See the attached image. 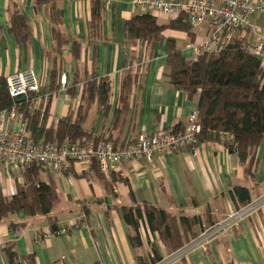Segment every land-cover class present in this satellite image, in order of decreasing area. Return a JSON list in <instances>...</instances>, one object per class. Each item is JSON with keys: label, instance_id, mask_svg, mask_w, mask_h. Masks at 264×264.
<instances>
[{"label": "crops", "instance_id": "0c3cea01", "mask_svg": "<svg viewBox=\"0 0 264 264\" xmlns=\"http://www.w3.org/2000/svg\"><path fill=\"white\" fill-rule=\"evenodd\" d=\"M15 5L28 20L30 37L26 46L17 43L8 32L9 16ZM56 7L63 14L62 30L66 38L81 46L80 60L75 66L69 46L63 50L62 59L53 56L44 8L35 10L33 0H0V75L6 78L31 69L45 81L48 93L53 69L67 75L65 87H59L50 99L48 126L55 127L69 113L73 117L76 114L79 94L71 99L65 92L76 79L72 70L77 80L90 79L95 73L109 81L108 107L100 108L94 103L87 113L84 128L92 136H110L124 145L139 133L152 134L187 125L189 114L196 111L198 96L188 98L164 76V46L167 39L176 44L177 37L171 34L174 31L165 30L156 43L128 42L125 22L143 13L131 5V0H111L109 6H104L99 33L94 35L90 34V0H60ZM130 62L138 67H133L135 84L123 123L111 128L120 80ZM254 156L256 162L249 175L236 155L219 141L153 155L151 161L141 158L123 162L109 176L95 175L90 167L80 164L73 166L71 175L44 173L42 178L57 195L50 215L56 230H65V234L45 237L51 232L45 216L19 214L0 220V264H27L26 259L30 264H139L137 256L150 259L154 251L161 259L167 258L177 251L168 254L145 222L139 227L141 246L132 249L121 208L148 203L175 217H196L199 222L192 234L198 236L237 210L231 194L234 187L246 188L251 201L264 194L263 146L257 148ZM0 173L4 185L0 189L3 196L10 198L15 193V184L21 182L20 177L12 183L1 166ZM12 224L20 227L11 228ZM7 249L14 251V263L9 260ZM173 264H264V211L254 213L204 247L186 251Z\"/></svg>", "mask_w": 264, "mask_h": 264}, {"label": "trees", "instance_id": "16d2710c", "mask_svg": "<svg viewBox=\"0 0 264 264\" xmlns=\"http://www.w3.org/2000/svg\"><path fill=\"white\" fill-rule=\"evenodd\" d=\"M58 1L60 0H33V8H44L47 13L55 59H62L63 50L69 46L68 52L75 66L80 60L81 46L79 42H69L66 38L62 30L63 14L56 7ZM105 2L106 0H90L91 35L99 33ZM8 25V32L15 41L26 46L30 37L28 20L17 5L9 16ZM165 30L181 33L191 43L195 41L193 27L185 16L163 24L159 23L156 17L142 13L132 16L124 24L126 39L130 43H156ZM164 54V76L168 83L190 99L198 96V144L219 141L220 134L232 135L233 139L224 146L236 155L238 162L244 166L245 174L249 175L256 162L254 152L261 146L264 148V80L258 61L246 53L238 42L230 44L218 55L203 54L190 61L176 48L173 40L167 39ZM136 69L130 62L121 77L111 128L123 123L122 117L128 108L131 90L135 84ZM59 71L53 69L50 72L48 91L51 97L58 93L61 87ZM72 74L76 79L65 92L71 99L79 94V104L74 117L69 113L65 118L58 120L55 127L48 126L47 111L51 97L47 102L41 101L38 107L33 106L34 95L16 105L17 112L22 114L26 122L28 138L33 143L60 145L92 137L96 140L102 138L92 136L84 128V124L91 105L96 103L100 108L108 107L109 81L105 77H97L95 73L90 79L84 77L83 80H77L73 70ZM13 105L7 92L6 78L0 75V112L10 110ZM183 128L176 127L172 131H180ZM106 140L117 145L110 136ZM90 169L95 175H101L94 162L91 163ZM44 173L48 172L42 167H25L20 172L21 182L15 184V193L10 198L3 196L0 189V220L19 214L25 217L45 216L49 220L51 231H56L55 220L50 214L57 201V195L53 186L42 178ZM231 194L237 210L251 202L249 191L244 187H234ZM121 217L128 229L127 238L133 250L141 246L139 227L145 222L149 230L157 234L168 254L178 251L186 242L196 237L192 230L199 222L196 217H175L148 203L122 207ZM19 227L20 225H11V228L15 229ZM190 237L192 238L189 239ZM6 251L9 260L14 263V251ZM136 260L139 264H156L161 257L154 251L150 259L137 256ZM25 261L30 264L27 259Z\"/></svg>", "mask_w": 264, "mask_h": 264}, {"label": "built area", "instance_id": "2783aa9c", "mask_svg": "<svg viewBox=\"0 0 264 264\" xmlns=\"http://www.w3.org/2000/svg\"><path fill=\"white\" fill-rule=\"evenodd\" d=\"M110 4L111 0H106L105 6ZM131 5L143 13L156 18L161 16L168 21L185 16L193 28L200 27L204 31L203 37L185 46L195 58L203 54L218 55L230 44L238 42L246 53L258 61L264 80V28L253 27L248 22L264 14V0H131ZM66 82L67 75L63 73L59 77V84L65 87ZM6 83L14 105L10 110L0 112V166L12 183L19 180L18 175L28 166L42 167L50 174L62 175L69 174L75 164L90 167L94 162L101 175L109 176L123 162L141 158L151 161L153 155L176 153L198 145L197 111L189 114L187 125L180 131L139 133L133 141L124 145H114L104 136L99 140L92 137L60 145L33 143L28 138L22 114L17 112L16 105L20 103L14 100L22 97L27 101L30 95H34L33 106L38 107L41 101H49L51 94L45 91V81L31 69L13 73L6 77ZM232 139L229 134L219 135V142L223 145ZM1 180L0 173V187H4ZM259 211H264V194L230 213L221 222L205 228L186 247L156 264H173L186 251L204 247ZM64 234L65 230H56L45 234V237Z\"/></svg>", "mask_w": 264, "mask_h": 264}, {"label": "rangeland", "instance_id": "374dc122", "mask_svg": "<svg viewBox=\"0 0 264 264\" xmlns=\"http://www.w3.org/2000/svg\"><path fill=\"white\" fill-rule=\"evenodd\" d=\"M158 22H160V23H166V22H168V20L165 19L164 17H161L160 16V17H158ZM248 22L253 27H256V28H259V27L264 28V14L261 15V16H259V17H256V18H251V19L248 20ZM193 32L195 34V41L192 42V43H195L200 38L203 37L204 31L202 32V29L200 27H195V28H193ZM171 34H173V36L177 37L176 38V48L179 49L180 51L182 50V54L186 58V60L192 61L193 59H196L193 56V54H190L189 51L185 48V46L187 44H192V43L188 39H186V37H184L183 35H181L180 33L178 34V33L171 32ZM171 34H164L163 36L164 37H168V36L170 37ZM18 177H20V175H18ZM224 219H222V220H224ZM221 221H219V222H221Z\"/></svg>", "mask_w": 264, "mask_h": 264}, {"label": "water", "instance_id": "95a60500", "mask_svg": "<svg viewBox=\"0 0 264 264\" xmlns=\"http://www.w3.org/2000/svg\"><path fill=\"white\" fill-rule=\"evenodd\" d=\"M24 98L20 97L14 100L15 103H21L23 102Z\"/></svg>", "mask_w": 264, "mask_h": 264}, {"label": "bare ground", "instance_id": "6f19581e", "mask_svg": "<svg viewBox=\"0 0 264 264\" xmlns=\"http://www.w3.org/2000/svg\"><path fill=\"white\" fill-rule=\"evenodd\" d=\"M24 101V100H23Z\"/></svg>", "mask_w": 264, "mask_h": 264}]
</instances>
